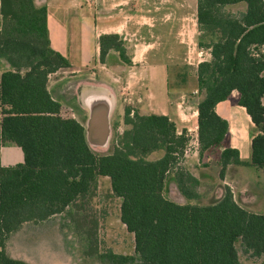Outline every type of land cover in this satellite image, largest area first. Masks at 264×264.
<instances>
[{"label": "trees", "instance_id": "1", "mask_svg": "<svg viewBox=\"0 0 264 264\" xmlns=\"http://www.w3.org/2000/svg\"><path fill=\"white\" fill-rule=\"evenodd\" d=\"M245 3L246 12L228 13L230 5ZM198 45L211 60L197 69L201 154L223 144L229 122L217 106L234 91L259 132L252 140L251 162L226 147L220 155L221 179L231 165L264 170V0H198ZM205 37H211L204 43ZM262 50L256 55L254 50ZM131 65L124 39L100 37V60L109 52ZM71 66L53 49L48 9L35 0H0V155L7 143L24 154V162L4 167L0 159V264H29L12 258L9 238L24 224L40 223L68 212L76 229L87 236L86 255L110 264H242L236 243L264 256V213L238 204L229 187L208 205L179 204L166 187L173 178L188 200L201 198L200 180L181 166L190 136L165 115H142L127 107L125 125L113 152L99 155L89 146L83 124L61 116L62 105L48 89L49 77ZM163 152L161 158L150 156ZM108 177L122 199L121 222L134 235L136 255L103 253L99 221L91 202L99 178ZM89 226H92L89 229Z\"/></svg>", "mask_w": 264, "mask_h": 264}, {"label": "crops", "instance_id": "2", "mask_svg": "<svg viewBox=\"0 0 264 264\" xmlns=\"http://www.w3.org/2000/svg\"><path fill=\"white\" fill-rule=\"evenodd\" d=\"M90 1L93 3L92 9L82 4L81 0H35V4L38 7H47L51 45L71 64L69 68L61 69L49 77L48 89L53 99L62 105L61 116L80 121L86 130L90 148L99 155H110L113 152L116 135L122 134L129 128L125 125L124 119L126 106H130L131 103L125 102L124 97L119 93L117 77L121 75L129 82L134 80L132 71L139 69V64L148 58V51L158 48L157 46L163 42L181 44L177 38L182 33V0ZM192 3L195 6L193 26L199 31L198 0H192ZM110 34L120 35L124 39L127 50L131 48L143 49L142 58L131 57L132 64L127 65L117 52L111 51L106 57L105 63H102L100 60V37ZM137 35L141 39L140 43L131 46L133 38ZM146 50L147 53H144ZM53 79L54 81H52ZM163 83L161 100L154 92V84L152 88H149V94L144 95V101L140 107L133 105L134 103L132 106L136 107L142 115L168 116L176 123L179 134L185 129L188 131L190 142L185 154L186 158L191 156V159L187 160L188 167L189 163L195 165L196 161L198 162L201 158L208 156L210 159L209 153L215 149H217L218 160H220L221 152L226 147L238 149L241 159L248 163L251 162L252 140L259 132L246 109L240 106L239 102V108L234 107L232 103L228 104L230 98L217 106L219 115L229 122V135L226 139V141L230 140L229 145H226L225 141L201 154L198 105L202 100L197 104L190 105L183 96L171 94L167 74L163 78ZM67 89L71 91L65 97L63 94L67 92ZM198 91H194V94ZM220 106H223L221 112L219 111ZM189 109H194L193 121L187 114ZM197 157L199 158L197 159ZM0 159L2 166L13 167L24 162V154L16 144L7 143L1 149ZM240 167H253L261 173V176L264 174V170L252 165ZM188 170L200 180L199 193L200 188L204 186L212 187V179L204 171L197 167H189ZM225 179L227 180L226 174L225 178L221 180ZM175 186L177 188L176 182ZM166 193L170 199L179 204H196L194 201H188L180 192L178 196L174 197L168 184ZM200 194L203 198L204 193ZM208 196L207 192L206 197ZM236 202L240 204L238 201ZM244 203L243 201V205H245ZM240 205L243 207L242 204ZM243 208L252 212L245 206Z\"/></svg>", "mask_w": 264, "mask_h": 264}, {"label": "rangeland", "instance_id": "3", "mask_svg": "<svg viewBox=\"0 0 264 264\" xmlns=\"http://www.w3.org/2000/svg\"><path fill=\"white\" fill-rule=\"evenodd\" d=\"M81 2L87 8H93L92 1L81 0ZM246 9L247 5L242 3L227 7L225 11L240 15ZM182 12V33L177 38L181 44L163 42L157 46L158 48L148 51V58L142 64H139V69L132 71L134 80L129 82L121 75L117 77L119 93L124 97L125 102L131 103L126 108L131 107L132 110L140 113L136 107L132 106V103L140 107V104L144 101V95L149 94L148 90L154 84V92L158 99L161 100L163 78L166 77V74L171 94L183 96L190 105L197 104L204 98V93L200 91L194 94V91L198 90L197 69L200 63L211 60V54L208 49L200 48L198 45L201 36L199 31L193 26L195 6L192 0H182ZM211 39V37H205L203 41L204 43H209ZM140 40L138 35L135 36L131 46L139 44ZM253 52L258 55L262 50H254ZM142 53L143 49L131 48L127 50L130 58H142ZM144 53H147V50ZM70 91L67 89V92L63 95L65 97L68 96ZM239 99L240 94L234 91L228 104L232 103L234 107L239 108ZM222 109L223 106H220L219 111L221 112ZM193 112L194 109L187 110V114L192 121ZM234 138L236 140L235 136ZM227 141L226 145H229L230 140ZM234 141L233 144L235 145ZM163 155L162 151L156 152L150 156V159L155 160ZM209 155L210 159L207 156L201 158L198 162L196 161L195 165L189 163V167L201 169L212 179V187L204 186L200 188V193H204L203 198L205 199L200 198L194 203L202 205L215 203L224 195L225 188L229 187L233 191L236 201L242 205L243 201L245 202L243 207H247L252 212L263 214L264 174L261 176V173L257 172L253 167L232 165L226 171L227 180L223 181L220 179L221 166L217 156V149L213 150ZM188 159H191V156L187 158L185 156L181 160V166L186 169L189 168ZM257 175L260 176L258 177ZM242 182L245 183L243 184ZM168 188L170 191L172 190L174 197L178 196L179 191L173 178H170ZM206 191L209 193L208 197H206ZM121 204L122 199L117 197L112 191L110 179L100 177L95 197L91 202V213L96 215L99 221L98 239L100 252L113 250L118 254L134 256L136 255L135 238L121 222ZM91 227L89 226V229ZM86 240L87 236L83 232H79L75 225L71 224L68 212H65L44 222L24 224L19 231L9 238L6 250L12 258L23 260L29 264H110L102 262L98 257L87 256L86 251L89 249V242ZM236 248L242 264H264V256H257L253 251L246 249L242 241L236 243Z\"/></svg>", "mask_w": 264, "mask_h": 264}, {"label": "built area", "instance_id": "4", "mask_svg": "<svg viewBox=\"0 0 264 264\" xmlns=\"http://www.w3.org/2000/svg\"><path fill=\"white\" fill-rule=\"evenodd\" d=\"M88 1H90V0H88ZM185 154H186V152H185Z\"/></svg>", "mask_w": 264, "mask_h": 264}]
</instances>
